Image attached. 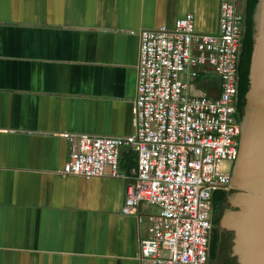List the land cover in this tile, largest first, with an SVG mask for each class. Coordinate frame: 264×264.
I'll return each mask as SVG.
<instances>
[{
	"label": "crops",
	"instance_id": "0c3cea01",
	"mask_svg": "<svg viewBox=\"0 0 264 264\" xmlns=\"http://www.w3.org/2000/svg\"><path fill=\"white\" fill-rule=\"evenodd\" d=\"M219 5L0 0V264H141L140 242L152 236L149 215L158 208L142 202L124 211L138 153L120 149L122 177L109 169L64 176L65 134H135L140 32L171 29L191 13L198 32L216 33ZM221 85L205 67L194 91L217 98Z\"/></svg>",
	"mask_w": 264,
	"mask_h": 264
},
{
	"label": "built area",
	"instance_id": "2783aa9c",
	"mask_svg": "<svg viewBox=\"0 0 264 264\" xmlns=\"http://www.w3.org/2000/svg\"><path fill=\"white\" fill-rule=\"evenodd\" d=\"M238 3L220 0L216 33L198 32L191 13L171 29L140 32L135 134H65L71 153L64 176L91 179L109 169L122 177L120 149L138 153L124 211L142 202L158 208L149 215L152 236L140 242L141 264L208 263L213 196L228 189L241 146L236 106L244 29ZM205 67L221 77L217 98L194 91Z\"/></svg>",
	"mask_w": 264,
	"mask_h": 264
},
{
	"label": "water",
	"instance_id": "95a60500",
	"mask_svg": "<svg viewBox=\"0 0 264 264\" xmlns=\"http://www.w3.org/2000/svg\"><path fill=\"white\" fill-rule=\"evenodd\" d=\"M254 19L255 46L248 92L251 116L244 141L241 136L239 164L228 189V201L233 199V204L227 202L231 208L225 221L235 232V245L226 242L219 248L215 264H264V0H259ZM234 182L235 189L231 186ZM212 229L213 215L209 255ZM232 248L237 259L232 256Z\"/></svg>",
	"mask_w": 264,
	"mask_h": 264
},
{
	"label": "trees",
	"instance_id": "16d2710c",
	"mask_svg": "<svg viewBox=\"0 0 264 264\" xmlns=\"http://www.w3.org/2000/svg\"><path fill=\"white\" fill-rule=\"evenodd\" d=\"M259 0H247L246 1V19L248 20L247 30L245 33V37L242 41V46L240 50L239 64H238V74L240 76L238 80V95H239V107L243 110L246 95L248 94L251 83H250V72H251V64L253 51L255 46V28L253 23L254 13L256 11ZM228 191L226 190H218L214 193L220 197V202L223 203L226 201L228 195ZM219 241L212 236L211 240V249L209 259H215L217 256Z\"/></svg>",
	"mask_w": 264,
	"mask_h": 264
},
{
	"label": "flooded vegetation",
	"instance_id": "af4514ba",
	"mask_svg": "<svg viewBox=\"0 0 264 264\" xmlns=\"http://www.w3.org/2000/svg\"><path fill=\"white\" fill-rule=\"evenodd\" d=\"M255 16V13H254ZM253 22L255 24V19L253 17ZM242 25H243V29H244V33H243V39L245 37V33L247 30V25H248V20L246 19V6L244 9V14L242 15ZM255 28V25H254ZM256 32V30H255ZM255 35V34H254ZM239 76V74H238ZM240 78V76H239ZM239 80V79H238ZM236 114H237V118L240 121V125L242 127V141H244L246 134H244L245 130L248 127V124L250 122V107H249V98H248V94L246 95V101H245V105L243 110L239 107V95L237 93V106H236ZM239 161V160H238ZM239 162L236 163V168L238 166ZM236 182V181H235ZM232 183V187L235 189L237 186V183ZM238 193V192H236ZM228 198L226 199L225 202L221 203L220 197L217 195L213 196V229H212V236L213 238L217 239L219 241V245H218V249H217V256L215 259H208V263L207 264H215V262L218 260V256H219V248L221 249L222 246L226 243H232L233 245H235V232L229 228V226L227 224H225V221L227 219V211L228 209H230L231 205H229L227 202H231V204H233V202L230 198V200L228 201ZM229 205V206H228ZM233 250V255L235 258L237 257L234 254V248H232ZM234 258V260H235ZM237 259V258H236ZM228 262V259H227Z\"/></svg>",
	"mask_w": 264,
	"mask_h": 264
},
{
	"label": "rangeland",
	"instance_id": "374dc122",
	"mask_svg": "<svg viewBox=\"0 0 264 264\" xmlns=\"http://www.w3.org/2000/svg\"><path fill=\"white\" fill-rule=\"evenodd\" d=\"M239 1H240V0H239ZM238 4H239V3H238ZM243 4L245 5V1L242 3V5H243ZM242 5H241V8L244 9V5H243V6H242ZM238 11H239V10H238ZM242 11H243V10H241V12H239V14H240L241 16L243 15ZM242 26H243V25H242ZM239 124H240V121H239ZM225 164L228 165V166H231V165H232V164L229 163V162H225ZM235 165H236V164H234V165L232 166V167H234V168H233V170H232L233 172H232V175H231V180H232V177H233L234 172H235ZM229 186H230V185H229ZM229 186H228V189H229ZM228 189H227L226 191H228Z\"/></svg>",
	"mask_w": 264,
	"mask_h": 264
},
{
	"label": "bare ground",
	"instance_id": "6f19581e",
	"mask_svg": "<svg viewBox=\"0 0 264 264\" xmlns=\"http://www.w3.org/2000/svg\"><path fill=\"white\" fill-rule=\"evenodd\" d=\"M241 147V146H240ZM239 152H240V149H239ZM238 160V159H237ZM237 160H236V162H235V164L237 163ZM235 168H236V165H235Z\"/></svg>",
	"mask_w": 264,
	"mask_h": 264
}]
</instances>
